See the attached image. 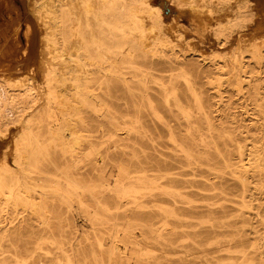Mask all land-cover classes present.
<instances>
[{"label": "rangeland", "instance_id": "rangeland-1", "mask_svg": "<svg viewBox=\"0 0 264 264\" xmlns=\"http://www.w3.org/2000/svg\"><path fill=\"white\" fill-rule=\"evenodd\" d=\"M53 1L46 0L38 8L40 13H44V17L39 20L37 9L30 11V3L24 8L20 0H9L19 30L18 36L14 37L18 46L16 54H30L34 57L29 62L32 66L38 63L48 66L49 63L53 66L48 67L55 68L58 73L56 72V80L48 84L39 73L34 83L0 80V88L5 91V104L8 108L4 113L0 110V170H4V158L14 147V141L17 139L18 142L22 123L36 114L45 103L46 85L53 93V102L48 108L40 111L39 114L43 118L48 114L54 119L64 113L60 108L67 107L72 111L74 106L79 105L75 100L76 83H95L94 87H97L98 83H109L106 92L98 91L102 102L97 104V107L113 108L111 111L119 110L123 100L118 91V83H123L122 78L134 80V83H137L138 79L146 83H186V73L176 65H166L164 68L150 66V63L167 57H177L187 61L188 79L191 83H197L204 111L210 116L214 129L209 130L203 123L199 131L189 129L173 101H170L171 112L160 108L159 117L152 116L149 110L144 108L145 129L134 135L133 146L117 150L115 153L108 149L111 143L103 144L101 151H108L110 154L105 170L116 171L120 158L126 162L130 161L134 166L152 170L158 159L171 161V158L182 155L177 150V143L190 149L198 146L201 176L195 179L202 181L204 186L200 197H190L196 207L193 209L196 214H193L192 219L201 223L202 227L209 226L210 223L230 224V233L226 234V238H232L233 241L229 249L224 248L225 251L209 253L199 248L198 251L190 252L189 258L196 259V264H260L261 260H264V238H259L264 237V30L247 33L248 36L241 38L239 42L237 40L231 46L220 49L211 28L208 32L200 26L201 9H204V12L209 9L217 11L221 3L239 4L237 1L241 0H118L124 2L126 10L123 12L118 8V12L124 15V31L117 32L115 36L118 35V38L115 40L117 42L121 37L125 45L122 48H113V51L124 53L114 55L115 53L106 51V61L98 57L102 56L100 51L87 48L85 53L79 44L80 37L88 39L95 33L94 13H89L88 26L85 22L75 21L76 14L70 15L63 22L53 19L51 13L48 14L55 6ZM69 1L64 0V3ZM143 1L144 5L141 4ZM254 1L257 2L246 0L243 5L252 8L253 4H256L258 10L260 9L258 14L253 11L254 16L250 17L249 23L264 20V0H261L262 4L258 0L259 5ZM153 6L162 13L161 22L156 20L155 13L148 10ZM68 8H74L80 15L82 13V9L77 5L67 6L66 9ZM28 9L29 15L26 14ZM92 9L97 12L100 7L93 4ZM9 15L7 13L5 18L10 17ZM0 18H3V15L0 14ZM133 19H136L137 23L133 24ZM27 25L33 27L30 44L26 42L25 37ZM62 27L64 41H61L59 35ZM207 32L211 33L208 35ZM56 39L59 43L54 45ZM129 41L132 45L126 43ZM233 54L243 59L240 66L231 68L225 62ZM215 67L219 69L215 71ZM85 76L89 77V81H84ZM158 101L162 103V100ZM183 102L189 107L188 103ZM103 114L105 115L104 111ZM110 130L105 127L99 132H93L94 141L106 139ZM171 137L177 143H174ZM240 153L244 159L251 162L249 171L244 174L248 179L244 193L235 175H239L242 170L239 163ZM17 176L20 183L24 184V175L19 172ZM42 185L45 187L35 186L31 194L33 203L36 204L41 193H45L44 196L47 197V208L42 217L48 221L51 231L46 232L51 233V239L38 242V237L46 233L43 231L45 228L38 223V220L43 218L32 211L34 209L31 204L25 200L24 189L19 187L18 197L10 199L5 211H0V226H4L9 220L13 221L10 225V238L4 243V249L14 253L17 258L15 262L10 260V264H32L27 249L35 247L38 243L40 249L36 250L33 264H67L65 259L66 255L70 254V242H74L75 263L85 259L86 264H94L91 253L96 250L95 237L107 238L108 232L113 229L114 214L98 210L97 221L92 227L88 220L90 217L76 202L70 203L72 206L69 209L68 199L62 200L49 191V186L53 185L47 184L46 180ZM141 201L145 207L137 212L140 224L152 219L158 221L152 229L161 230L163 221L169 218L150 203L149 197H142ZM165 204L159 206L164 208ZM211 210L213 212H210ZM135 231L139 245L127 252L131 257L130 264H166L169 259L182 257L180 254H170L150 230L138 227ZM83 233H88V241L83 240ZM80 238L83 240L82 244L76 246V240ZM224 238L219 236L209 242ZM251 243H259L262 247L256 252V247H251ZM207 244L202 242L201 249ZM241 254L245 255L241 257ZM204 258H207V263H203Z\"/></svg>", "mask_w": 264, "mask_h": 264}, {"label": "bare ground", "instance_id": "bare-ground-1", "mask_svg": "<svg viewBox=\"0 0 264 264\" xmlns=\"http://www.w3.org/2000/svg\"><path fill=\"white\" fill-rule=\"evenodd\" d=\"M245 1H237L239 4L236 2L221 3V7L217 11L209 9L204 12L205 10L201 9L200 26L207 31L211 28L214 40L220 49L231 46L237 40L239 42L247 33L254 30H264V20L249 23L250 17L254 16L253 11L258 14L260 9L258 10L256 4H253L252 8L243 6ZM20 2L24 8L30 3V11L34 12L36 8L39 20L44 17V13H40L38 8L46 0H20ZM117 2L119 4H116ZM259 2L261 3V0ZM53 3L55 6L50 9L48 14L51 13L53 19H59L63 22L70 15L76 14L74 20L85 22L88 26L89 13H94L95 33H92L88 39L80 37L79 44L81 49H84L83 52L87 53V48L91 51H100L102 56L98 57L106 61L108 60L106 51L113 54L115 53L113 48H122L125 45L123 38L120 37L118 43L115 40L118 38V35L116 37L115 34L124 31L122 24L124 15L118 12V8L123 12L126 10L123 1L70 0L69 3H64V0H54ZM256 3L258 4V0ZM9 4V0H0V14L3 15V18H0V80H18L19 82L23 80L26 83H34L39 73L44 78L45 83L54 82L57 71L55 68L48 67L53 65L48 63L46 66L38 63L32 66L29 62L34 58L33 56L26 54L24 57L16 54L18 46L14 37L18 36L19 30L18 24H16L17 20L13 16L14 10ZM93 4L100 7L97 12L92 9ZM141 4L144 5L145 2L143 1ZM70 5H77L82 9L81 15L79 12H75L74 8L66 9ZM201 7L203 6L201 5ZM149 8L150 13L156 14V20L161 22L163 16L160 10H156L154 6ZM29 9L26 11L27 15H29ZM263 12L261 11V14ZM7 13L10 14V17L5 18ZM135 23L137 21L133 19V24ZM32 28V26L27 25L25 30L28 44L33 37L31 35ZM63 28L59 32L61 41H64ZM122 36L124 37V35ZM58 43L59 40L56 39L54 45ZM126 43L132 45L131 41ZM123 53V51H119L114 55ZM129 53L131 52L129 51ZM242 59L233 54L225 64L231 68L238 67L242 64ZM166 65H176L184 71L186 83H146L141 79L134 83V80L122 78L123 83H118V91L123 103L119 110L114 111H111L113 108L97 107V104L102 102L98 91L106 92L109 83H98L97 87H94L95 83H76L77 98L75 100L79 105L74 106L72 111L67 107L60 108L59 110L64 113L54 119L48 114L43 118L39 114L40 111L48 108L53 102V93L48 90L49 86L46 85L45 103L36 111V114L22 123V132L18 142H16L17 139L14 141V147L4 158V170H0V200L3 199L0 201V211H5L4 209L9 205L10 199L14 196L18 197V188L20 187L24 189L25 200L31 204L30 206L34 209L32 211L43 218L48 203L47 197L44 196L45 193H41L36 204L33 203L31 192L35 186L44 188L42 182L46 180L47 184L53 185L49 186L51 189L49 191L54 196H59L62 200L68 199L67 208L70 209L72 206L70 203L74 201L80 209L88 214L90 217L88 220L92 227L97 221L98 210L114 214L113 229L108 232L107 238L95 237L96 250L91 253L94 264H130L131 257L127 252L139 245L135 231L138 227L154 233L160 244L166 247L170 254L182 255L178 259H169L166 264H196V259H190L189 255L190 252L198 251L199 248L203 252L209 251V253L225 251L224 248L227 247L229 249L233 241L232 238H226V234L230 233L228 229L230 224L210 223L209 226L202 227L201 223L192 219L194 218L193 214H196V211H193L196 207L193 206L194 201L190 200V197H200L204 186L202 181L195 179L201 176L198 146L190 149L177 143L171 137V140L177 143V150L182 154L178 155L177 158H171V161L158 159L152 170L144 169L139 165L134 166L130 161L126 162L120 158L116 165V171L105 170L110 154L108 151L105 153L101 151L103 144L111 143L108 149L113 150L112 152L133 146L135 144L134 135L138 134L139 130L145 129L144 108H147L152 116L159 117L160 108L171 112L170 101H173L189 129L199 131L202 123L206 124L209 130L214 129L210 116L204 111L197 83H191L188 79L187 61L179 60L177 57H167L159 62L150 63L152 68L153 66L164 68ZM214 69L217 71L219 68L215 67ZM84 79L85 82L86 80L89 81L88 76H85ZM5 100V91L0 88V110L2 113L8 111ZM158 100H162V103H159ZM183 101L188 103L189 107L185 106ZM115 113H119V115ZM105 127L111 129L106 139L102 141L96 139L97 142H95L92 133L99 132ZM239 163L242 170H240L239 175H235L244 193L248 180L244 174L249 171L251 162L244 159L240 153ZM19 172L24 175V184L19 181V176H17ZM142 197H149L150 203L162 210L169 218L163 221L161 230L159 228L152 229L158 222L152 219L140 224L141 221L137 212L145 207L141 201ZM162 203H166L164 208L159 206ZM14 206L16 205L14 204ZM12 223L13 221L9 220L4 226H0V264H10V260L14 262L17 260L14 253H9L4 249V243L8 241L11 235L10 225ZM38 223L45 228L43 231H51L46 219H39ZM49 234L46 232L38 237V242L51 239V233ZM84 234L83 240L88 241V233L82 235ZM219 236L225 237L224 240L209 242ZM259 238L263 240L264 237ZM83 240L81 238L76 240V246L81 245ZM202 242L208 243L207 245L212 246V248L206 245L205 248L201 249ZM39 243L35 247L27 249L28 258L32 264L36 259V250L40 249ZM73 243H69L70 254L66 255V263L86 264L85 259L80 263H75ZM251 244V247H256V252L262 247L259 243ZM244 255L241 254V257ZM207 262V258H204L203 263ZM260 264H264V260H261Z\"/></svg>", "mask_w": 264, "mask_h": 264}]
</instances>
